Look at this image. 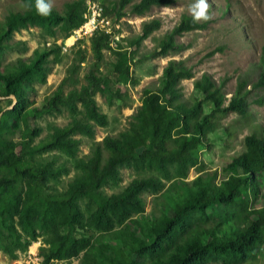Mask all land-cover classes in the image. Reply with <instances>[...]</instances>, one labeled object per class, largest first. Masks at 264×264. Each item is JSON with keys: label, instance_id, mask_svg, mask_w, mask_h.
Segmentation results:
<instances>
[{"label": "trees", "instance_id": "16d2710c", "mask_svg": "<svg viewBox=\"0 0 264 264\" xmlns=\"http://www.w3.org/2000/svg\"><path fill=\"white\" fill-rule=\"evenodd\" d=\"M47 1L44 0L46 4ZM173 1L100 0V3L103 14L112 16L116 23L127 13L144 14L154 5H169ZM86 10L87 0H67L61 10L50 7L45 14L38 10L37 0H21L0 20V55L13 31L21 26L38 24L52 35L58 30L67 36L86 20ZM206 24L194 22L192 14H183L145 57L183 50L187 45L176 36ZM159 25L157 17L144 20L141 33L126 38L127 46L132 47L130 50L120 44L110 45L114 32L104 28L95 30L90 36L93 59L84 73L85 82L65 90L64 79L44 96L40 105L30 106L35 102L36 83L46 78L50 55L58 54L60 45L37 46L31 54L18 56L0 68V96L6 97L9 104L10 94L16 96L14 106L4 110L0 117V247L7 253L14 254L15 247L29 243L38 234L37 227L28 224L32 213L39 225L47 228L48 246L42 250L45 263L88 247L94 264H137L144 253L151 256V264H206L209 259L239 264L249 252L261 246L264 241V124L253 127L244 136V148L232 156L219 182L215 180L217 171L198 174L190 183L185 180L190 167L201 163L199 146L205 143L207 133L217 129L228 132L227 126H222V117L231 111L251 115L247 99L251 88H246L250 79L243 75L238 77L234 92L228 96L223 78L216 81L203 72L194 81L195 92L185 97L181 80L194 75L192 66L183 58H169L162 68L159 84L143 88L142 102L130 115L128 126L95 140L90 151L77 158L79 171L65 188L48 184L55 175L52 161L34 156L35 150L54 147L74 154L78 139L73 133L92 134L90 121L107 123V115L100 109L94 93L109 91L118 97L123 95L121 85L131 77L130 51L138 49L143 38ZM107 48L113 49L116 56L108 73L101 68ZM82 51H77L79 59L71 69L85 60ZM252 64L258 71L252 87H264V43L259 60ZM77 101L83 106L80 114L66 125H54L33 146L26 137L18 146L17 141L4 133L6 128L12 130L20 118L28 132L30 116ZM253 101L263 103L264 97ZM134 158L161 170L167 177L172 176L171 167L175 171L174 185L159 198L158 204L163 209L159 215H143L142 191L157 189L163 184L154 174L133 177L118 192L106 194L101 189L115 175L118 164ZM83 197L97 205L88 216L92 225L108 229L114 217L119 222L127 220L123 227L107 232L108 251L90 245V238L84 233L77 236L72 231L82 224L79 200ZM134 212H140L141 218L131 217ZM17 222L26 233L17 229ZM61 225L70 226L71 230L61 231Z\"/></svg>", "mask_w": 264, "mask_h": 264}, {"label": "rangeland", "instance_id": "374dc122", "mask_svg": "<svg viewBox=\"0 0 264 264\" xmlns=\"http://www.w3.org/2000/svg\"><path fill=\"white\" fill-rule=\"evenodd\" d=\"M65 1L67 0H48L47 4L61 10ZM20 2L21 0H0V20L3 19L5 13L16 8ZM195 2L196 0H175L169 5H154L144 14L127 13L114 23L112 16L103 14L100 0H87L86 20L67 36L58 30L52 35L38 24H27L13 31L0 55V68L18 56L31 54L37 46L53 43L60 45V52L50 55L46 78L36 83L37 92L33 97L35 102L30 104L32 106L40 105L44 96L50 94L64 79L65 90L72 86L79 87L85 82L84 73L93 59L90 36L95 30L104 28L114 32L110 45L117 47L120 44L122 48H125L128 47L126 38L141 33L144 20L154 17L160 20L159 27L143 38L140 47L130 51L131 77L124 85H121L123 95L118 97L109 91L94 93L100 109L107 115V123L101 125L90 121L93 126L92 134L79 131L73 133V137L78 139V148L74 154H68L59 147L34 151L35 157L52 161L55 175L49 179L48 184L58 189L65 188L67 182L79 171L77 158L87 154L95 140H100L107 134L117 133L128 126L130 115L142 102L143 88L145 86L156 87L159 84L162 68L169 58H183L187 64L192 66L194 75L181 80V89L185 97H191L195 92L194 81L203 72H207L216 81L223 78L225 80L224 91L228 96L234 92L240 75L250 79L246 88H251L247 95L248 110L251 115L246 116L231 111L222 117V126H227L228 132L217 129L207 133L205 143L199 146V156L203 164L198 163L191 166L185 180L190 183L198 174H204L207 171H217L215 177L217 182L223 178L225 166L232 160L234 154L244 148V136L253 127L264 124V102L253 101L256 97H264V87L255 88L251 84L258 75L257 69L252 68V63L259 60L264 43V0H206L209 4L210 19L201 21L207 22L205 27L185 30L176 36L178 41L187 45L186 48L171 52L166 56L158 54L145 57L146 53L151 52L157 46L163 34L180 21L183 14H191L190 6ZM131 48L129 46L128 50ZM79 49L83 50L86 58L77 67L71 69L73 62L79 59L77 52ZM115 59L113 49H104L101 61L103 72H109L111 62ZM10 104L6 97H0V107ZM82 110L83 106L79 101L72 105H62L59 109L30 116L29 125L31 127L28 132L24 120L20 118L14 127L11 126L12 130L6 128L4 133L17 141L18 146L24 137L28 138L30 145L33 146L45 138L53 130L54 125H66ZM25 133L28 136H25ZM59 166H62L61 170ZM170 170L173 176L175 171L172 167ZM149 174L160 177L163 184L157 189L150 188L142 191L143 215H159L163 212L158 204L159 198L166 189L174 185L175 177H167L161 170L144 164L141 159L134 158L118 164L115 175L110 176L101 189L106 194L118 192L133 177ZM79 205L83 214L82 224L76 225L72 231L77 236L84 233L90 238V245H97L108 251L109 243L105 239L107 232L123 227L127 220L119 222L114 217L112 226L108 229H100L88 221L89 214L97 206L96 203L89 202L87 197H83L79 200ZM137 216L141 218L140 212L131 214V217ZM28 224L37 227L36 237L29 243L24 242L21 246L15 247L14 254L7 253L0 247V264H94L95 260L90 251L88 252V247L74 255L51 258L45 263L42 250L48 246L45 240L47 228L39 225L35 213L31 214ZM16 226L20 232L26 233L19 222ZM60 230H71V227L61 225ZM151 262V256L144 253L138 259L137 264H151ZM206 264L226 263L222 259H209ZM239 264H264V241L259 248L249 252L246 259Z\"/></svg>", "mask_w": 264, "mask_h": 264}, {"label": "clouds", "instance_id": "9594fccd", "mask_svg": "<svg viewBox=\"0 0 264 264\" xmlns=\"http://www.w3.org/2000/svg\"><path fill=\"white\" fill-rule=\"evenodd\" d=\"M37 8L41 13H47L50 9V5L46 4L44 0H37ZM209 4L206 0H196V2L190 6V12L192 14L194 22L207 21L210 19L208 14Z\"/></svg>", "mask_w": 264, "mask_h": 264}, {"label": "water", "instance_id": "95a60500", "mask_svg": "<svg viewBox=\"0 0 264 264\" xmlns=\"http://www.w3.org/2000/svg\"><path fill=\"white\" fill-rule=\"evenodd\" d=\"M10 96L12 98V102H11L10 105L5 106L4 108H2L0 110V117H1V114L3 113L4 110L9 109V108H12L14 106V104L16 103V96L14 94H10ZM0 97H2V96H0Z\"/></svg>", "mask_w": 264, "mask_h": 264}, {"label": "built area", "instance_id": "2783aa9c", "mask_svg": "<svg viewBox=\"0 0 264 264\" xmlns=\"http://www.w3.org/2000/svg\"><path fill=\"white\" fill-rule=\"evenodd\" d=\"M98 11V10H97ZM94 18H95V16H94Z\"/></svg>", "mask_w": 264, "mask_h": 264}]
</instances>
